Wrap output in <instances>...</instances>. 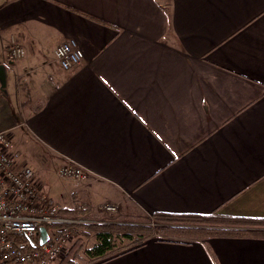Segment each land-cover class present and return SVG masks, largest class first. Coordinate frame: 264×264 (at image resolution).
Returning a JSON list of instances; mask_svg holds the SVG:
<instances>
[{
  "label": "crops",
  "instance_id": "1",
  "mask_svg": "<svg viewBox=\"0 0 264 264\" xmlns=\"http://www.w3.org/2000/svg\"><path fill=\"white\" fill-rule=\"evenodd\" d=\"M68 40L84 53L73 71L55 59ZM14 45L26 54L8 63ZM33 65L43 81L23 87ZM0 66V132L15 151L25 135L37 162L91 173L63 179L62 211L103 223L215 213L264 231V0H0ZM184 240L152 237L102 264H264V238Z\"/></svg>",
  "mask_w": 264,
  "mask_h": 264
},
{
  "label": "built area",
  "instance_id": "2",
  "mask_svg": "<svg viewBox=\"0 0 264 264\" xmlns=\"http://www.w3.org/2000/svg\"><path fill=\"white\" fill-rule=\"evenodd\" d=\"M25 54L23 48L14 45L6 60L13 63ZM55 59L64 70L73 71L83 62L84 53L75 40H68L56 48ZM8 132H0V264H57L68 253L82 226L91 221L84 216L61 214L59 205L43 195L35 170L27 164L19 165V153ZM57 174L76 182L91 180V173L74 163L60 166ZM99 211L118 213L120 206L104 203ZM41 228H46L43 242Z\"/></svg>",
  "mask_w": 264,
  "mask_h": 264
},
{
  "label": "trees",
  "instance_id": "3",
  "mask_svg": "<svg viewBox=\"0 0 264 264\" xmlns=\"http://www.w3.org/2000/svg\"><path fill=\"white\" fill-rule=\"evenodd\" d=\"M63 215L74 216L79 211L61 210ZM156 224L155 229L147 224L135 223H100L84 224L77 240L73 243L66 257L60 264H74V259L85 247V240L90 236L95 243L84 249L85 255L92 264H102L112 258L138 249L153 237L155 233L164 238L162 241L182 242L179 239H198L210 236H255L264 238V231L244 230L241 227H229V221L215 213L207 216L155 214L152 216ZM224 226H227L224 228ZM101 259L100 261H97Z\"/></svg>",
  "mask_w": 264,
  "mask_h": 264
},
{
  "label": "rangeland",
  "instance_id": "4",
  "mask_svg": "<svg viewBox=\"0 0 264 264\" xmlns=\"http://www.w3.org/2000/svg\"><path fill=\"white\" fill-rule=\"evenodd\" d=\"M30 67H31L30 70L36 69V70H34L35 73L27 74L25 70H29L28 67H25L24 68L25 70L24 69L20 70V74H25L24 78H23L24 81L27 83L30 80L37 81L38 79H36V77L39 78V80L43 81V77H44L43 73L46 71V69H44V68L40 69L37 65H33ZM25 86L28 87L29 83L27 85H23V87H25ZM19 95H20V92H17V96H19ZM23 107H25L24 104H23ZM14 110H16V109H14ZM15 142H16L15 145L17 144L18 152L20 154L22 153V158L24 159V161L26 163H28L29 166H32L34 168V170L37 168L40 169L39 172H40V175L42 178L41 180L45 183V186H46V189H44V190L47 192V197L53 201L59 200V199H54V198H56V196L61 191L62 184L65 182V180H63L62 178H60L56 174L57 162H53V163L51 162L48 164L47 167L43 161L37 162V160H39L40 157L42 155H45V154H43V152H41V151H40V154H37V149L40 147L39 146L36 147L35 144L33 143V141L25 135L18 136L15 139ZM113 215H117V214H113ZM135 215H136V217L131 218V220L128 219L127 222H131V223H135V224H147V225H150L152 228L155 229L156 224L153 221L152 216H147L140 211L136 212ZM96 220L93 222H96ZM97 222H100V221L97 220ZM100 223H103V222H100ZM153 237L154 238H164L157 233H155L153 235ZM77 238H76V240H77ZM94 243H95V239H94L93 234H92V236H90L87 240H85V247L80 251L78 256L74 259V264H92L93 263L85 255L84 249L91 247Z\"/></svg>",
  "mask_w": 264,
  "mask_h": 264
},
{
  "label": "water",
  "instance_id": "5",
  "mask_svg": "<svg viewBox=\"0 0 264 264\" xmlns=\"http://www.w3.org/2000/svg\"><path fill=\"white\" fill-rule=\"evenodd\" d=\"M1 69H2V67L0 66V74H1ZM40 233H41V236H42V238H41V242H43L44 241V235H46V228H41L40 229Z\"/></svg>",
  "mask_w": 264,
  "mask_h": 264
}]
</instances>
